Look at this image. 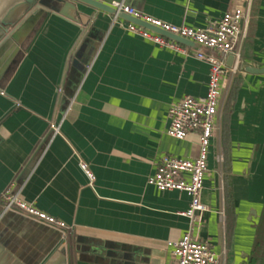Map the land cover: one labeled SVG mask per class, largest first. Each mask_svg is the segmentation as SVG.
I'll use <instances>...</instances> for the list:
<instances>
[{
  "label": "crops",
  "instance_id": "crops-1",
  "mask_svg": "<svg viewBox=\"0 0 264 264\" xmlns=\"http://www.w3.org/2000/svg\"><path fill=\"white\" fill-rule=\"evenodd\" d=\"M108 3L113 0H99ZM154 18L203 28L231 0H117ZM249 2V3H248ZM75 19L37 11L0 49V264H167L186 231L219 264H248L264 206V0H245L240 58L192 41L161 47L129 21L79 3ZM227 66L201 202L147 183L158 158L193 159L199 131L166 133L168 109L206 93L209 57ZM51 124L59 125L54 135ZM88 164L92 185L79 162ZM18 197L65 227L3 210Z\"/></svg>",
  "mask_w": 264,
  "mask_h": 264
},
{
  "label": "built area",
  "instance_id": "built-area-1",
  "mask_svg": "<svg viewBox=\"0 0 264 264\" xmlns=\"http://www.w3.org/2000/svg\"><path fill=\"white\" fill-rule=\"evenodd\" d=\"M244 2L245 0H231L229 7L217 23L203 28L175 25L162 21L126 5L123 1L113 0L109 2V5L117 12L126 13L155 28L185 38L213 52L223 56L232 55L234 58L232 70H235L240 58V44L243 38ZM115 17L117 16L115 15ZM127 30L139 34L161 47L184 50L176 41L143 25L129 22ZM209 63L206 93L197 97L185 96L172 102L168 109L169 125L166 133L175 139L183 140L189 132L199 131L198 156L186 159L164 154L158 158L154 172L147 178V183L160 191L185 192L190 201L187 209L181 214L189 220H193L197 212L206 209V206L201 202V192L204 176L208 169L207 160L215 129L217 106L222 96L227 69L225 62L214 55L209 57ZM50 128L54 135L59 133V125L51 124ZM79 166L87 176L89 184L92 185L94 175L88 164L80 161ZM11 185L7 186L2 193L3 210H16L41 222L59 228L65 227L61 220H57L22 201L17 192L11 190ZM169 245L171 251L167 264H219V255L211 245L207 241L193 238L190 231H186L179 239L169 242Z\"/></svg>",
  "mask_w": 264,
  "mask_h": 264
},
{
  "label": "water",
  "instance_id": "water-1",
  "mask_svg": "<svg viewBox=\"0 0 264 264\" xmlns=\"http://www.w3.org/2000/svg\"><path fill=\"white\" fill-rule=\"evenodd\" d=\"M75 3L96 8L128 20L129 22L143 25L164 36L171 37L178 42H189L185 38L162 31L126 13L117 12L108 3L99 0H0V49L8 39L12 38L15 29L37 11H53L68 18L75 19L72 16V11H77V5ZM232 57L229 56V62ZM244 69L249 74H264V67L258 65H246Z\"/></svg>",
  "mask_w": 264,
  "mask_h": 264
},
{
  "label": "rangeland",
  "instance_id": "rangeland-1",
  "mask_svg": "<svg viewBox=\"0 0 264 264\" xmlns=\"http://www.w3.org/2000/svg\"><path fill=\"white\" fill-rule=\"evenodd\" d=\"M253 253L258 260V264H264V209H262L261 212L257 231L256 245Z\"/></svg>",
  "mask_w": 264,
  "mask_h": 264
},
{
  "label": "trees",
  "instance_id": "trees-1",
  "mask_svg": "<svg viewBox=\"0 0 264 264\" xmlns=\"http://www.w3.org/2000/svg\"><path fill=\"white\" fill-rule=\"evenodd\" d=\"M264 209V208H263ZM248 264H258V260L256 259L254 253L251 255L249 263Z\"/></svg>",
  "mask_w": 264,
  "mask_h": 264
}]
</instances>
